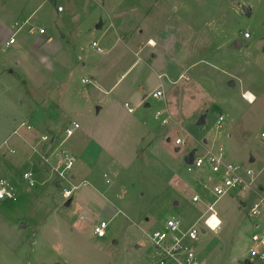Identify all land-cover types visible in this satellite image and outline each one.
I'll return each instance as SVG.
<instances>
[{
	"label": "rangeland",
	"instance_id": "obj_1",
	"mask_svg": "<svg viewBox=\"0 0 264 264\" xmlns=\"http://www.w3.org/2000/svg\"><path fill=\"white\" fill-rule=\"evenodd\" d=\"M149 2L0 0V41L18 29L16 22L29 21L17 34L18 46L0 49V59L9 56L15 70L1 77L0 111L19 125L22 102L31 99L19 79L44 86L43 112L32 114L30 127L46 134L49 111L58 105L68 112L59 120L55 114L50 132L63 133L73 120L81 125L64 143L78 154L71 173L83 169L72 184L90 175L94 182L81 185L66 206L69 182L30 149L20 172L42 177L37 173L36 188L17 184L18 202L4 206L0 235L16 254L0 245V264H155L149 235L171 217L189 226L216 200L211 188L218 177L207 164L189 172L186 158L219 147L228 163L253 170L257 181L218 200L221 226L205 228L195 250L201 264L250 259L255 234L264 230V0H157L146 7ZM101 22L103 29H96ZM236 40L241 47H234ZM156 90L162 98L151 96ZM220 115L222 129L216 126ZM178 138L185 145H177ZM196 194L199 203L192 200ZM102 221L108 227L99 238L94 228Z\"/></svg>",
	"mask_w": 264,
	"mask_h": 264
},
{
	"label": "built area",
	"instance_id": "obj_2",
	"mask_svg": "<svg viewBox=\"0 0 264 264\" xmlns=\"http://www.w3.org/2000/svg\"><path fill=\"white\" fill-rule=\"evenodd\" d=\"M58 11H63L62 7L58 8ZM27 21L23 23L16 22L17 31L21 30ZM40 34H45L44 29H39ZM16 43V34L10 38L7 45H12ZM92 47L98 53H103L104 50L99 46L98 42H93ZM85 83L90 82V80L85 79ZM164 92L162 90H156L152 93L154 99H160L163 97ZM125 106L130 112L133 108L130 104L126 103ZM162 116L161 112H157L155 118L159 120ZM224 117L219 116L216 126L218 129L223 127ZM164 124L167 121L163 122ZM81 128V125L77 121H70L68 126L64 129L63 133L47 132L41 136L42 149H37L36 151L42 158L45 164H48L52 170L58 174L61 181L69 182L71 172L75 166V157L64 148V143L67 139L71 138L77 130ZM264 138V133H262ZM177 145H185V142L178 138L176 140ZM46 148V149H45ZM58 153L60 155L59 162L53 163L51 161V154ZM210 167V171L215 174L218 179L215 181L211 192L216 197L213 203L208 204L206 212L198 219L195 223L190 226H185L182 220L177 217L169 218L162 229L154 231L149 235L150 243L154 249L153 258L155 259V264H200L197 252L196 244L199 241L201 232L206 233L204 230L207 228L211 231H216L221 224L212 225V219L217 215L215 206L218 200L229 194L231 191H242L246 192L253 189L257 177L254 176V171L251 169H244L241 165L235 163H228L225 158L224 148L219 147L216 151H208L207 155L196 156L191 165H187L189 172L196 169H202L205 165ZM37 173L34 170H28L20 175L18 183L23 184L28 189L36 188L38 186ZM88 183L84 181L79 185H70V187H65L63 189V196L65 199L71 200L76 190H78L81 185H87ZM206 187V185L204 184ZM0 200H17V191L15 186H13L7 179L0 178ZM193 202L199 203L202 201V197L198 194L193 196ZM259 213V206L257 205L253 209V215ZM108 223L102 221L94 228V233L99 238H104L106 236V229ZM258 241L259 238L255 237ZM248 264H264V252L259 251L256 247L251 250V257Z\"/></svg>",
	"mask_w": 264,
	"mask_h": 264
},
{
	"label": "crops",
	"instance_id": "obj_3",
	"mask_svg": "<svg viewBox=\"0 0 264 264\" xmlns=\"http://www.w3.org/2000/svg\"><path fill=\"white\" fill-rule=\"evenodd\" d=\"M176 1H177V3H180L179 1H181V0H176ZM153 2H154V4L157 5V0H150L149 4L145 5V6L151 7L152 5H154V4H152ZM2 9H3V6L0 7V14L2 12ZM3 20H4L3 17L0 16V32L2 31L3 28L5 29V25H4ZM102 23H103V26L101 29H103V27L105 26L104 22H102ZM28 25H29V21H27V24L24 27H26ZM101 29H98V30H101ZM135 30L137 31V26L135 27ZM19 31H17V30L15 32L10 31V33L4 39H2L0 41V49L4 48L5 50H11L15 46H18L20 41L18 40L17 34ZM38 33H39V31H38ZM15 34H16V43L12 44V45H7L10 38H12ZM122 34H126V32H122L120 34L119 39L122 38ZM40 35L45 36L46 33L40 34ZM49 41H50V39H44L42 41V43L46 44ZM150 42L153 43L152 45L156 44L155 41H153V40H151ZM9 61H10L9 56H5V57L0 59V80L2 79L1 77L4 76L5 71L8 74H15V70L12 68V64ZM17 65L19 66L20 64L17 63L16 66ZM60 65H61V63L59 64V66ZM19 80H20V82H19L20 86L24 85L25 87H27V92L31 93V99H29L30 102H28L26 100H24L25 102L24 101L22 102L23 105L25 103V106H24L25 111H26L25 116L20 119L21 122L18 125V124H16L18 122L17 118H14L12 115L11 116L8 115V113L4 112V110L0 111V135H7V136H4L5 137L4 139L0 138V174H2L1 176L4 179H7L13 186H15L16 191H17V200L16 201H14V200H0V221H2V223L4 221L2 219V213L4 211V206L6 204H12L13 202H18V200H19V196H20L19 194L20 193L17 189V184H19L18 180L20 177L19 175L21 174L20 170L24 167V164H25L24 162L27 163L31 160V155H29L28 151H30V149H31L35 154H38V152L36 150L37 149H39V150L43 149L42 143H41V137H40L42 135H39V133L37 132V130L34 127H30V126H32L31 125L32 122L30 121V119H32L31 117H32L33 113H36L39 111L43 112V107H44L45 101H46V98H45L46 88L43 86L42 89L41 88L36 89L28 81L25 82L26 81L25 79H19ZM84 80H83V82H84ZM22 81L24 82V84H22ZM34 93H36V95H34ZM37 93H39V95ZM42 95H43V97H42ZM144 99H146V96L143 97V100ZM57 107H58V112H56ZM53 108L55 111L50 110L49 111L50 113L48 115H46L47 118L43 121V125L47 129V132L52 131V129L54 130V128L52 126L55 125V120L53 121L52 119H54L55 114H56V116L58 115L57 120L62 119L66 116H69L68 112L63 111V109L60 106L57 105V106H54ZM62 111L64 112V114H62ZM128 111H129V109H128ZM134 112H135V109H133V111L130 113H134ZM42 115H44V114H42ZM16 133H17L16 137L18 139L13 141V135ZM205 143H207V142H205ZM98 146L100 147L101 151L108 154V151H106V149H104L102 145H98ZM20 148H24L25 151L23 153H21ZM68 151L75 157V160L77 162L78 159H77L76 155H78V154H76V152H74V150H73V152H71L70 150H68ZM18 153H21V156L18 159H14L16 156H19ZM50 157H51V161L54 164L59 162L60 155L58 153L51 154ZM112 159H113V157H112ZM113 160L115 162L117 161V160H115V158ZM76 162H75V165H76ZM117 164H119V163H117ZM44 165H45V163H44ZM46 165L48 166V168H50V166L48 164H46ZM50 169H52V168H50ZM82 172H83V169H81V167L79 166V168L76 170V173H71L72 179H70V185H74V184H72L73 183L72 180H76L77 177L80 176L79 174L82 175ZM39 174H40V178H41L42 177L41 172H39ZM2 177H0V178H2ZM82 179L88 181L89 183H91V182L94 183L93 177L91 178V175L89 178L83 177ZM116 180L118 181V178ZM60 182H58L60 184V186H58V183H57L58 187H62L61 186L62 183H60ZM116 183H118V182H116ZM72 199H71V204H72ZM244 205H246V203H244ZM198 219H200V218H198ZM196 221H193L190 225H192ZM97 225L98 224H96V226ZM255 237H258L259 240L258 241L255 240L256 244H254L253 248L256 247L259 251L264 252V230H262V232L260 234H255ZM0 245L6 249L10 248L9 249L10 252H12V254H16V251L13 250V248H11V246L8 245L7 242H5L2 235H0ZM199 261H200V259H199ZM249 261L250 260L247 259L246 264H248Z\"/></svg>",
	"mask_w": 264,
	"mask_h": 264
},
{
	"label": "water",
	"instance_id": "obj_4",
	"mask_svg": "<svg viewBox=\"0 0 264 264\" xmlns=\"http://www.w3.org/2000/svg\"><path fill=\"white\" fill-rule=\"evenodd\" d=\"M244 10L246 11L247 15L250 14V9L249 8H244ZM103 26V23L101 22L100 24L97 25V29H101ZM242 46V43L240 41H236L234 43V47H241ZM199 125H204L205 124V117H202L200 119V121L198 122ZM205 142H207V140H205ZM194 157H195V154L192 153L191 155H189L187 158H186V164L187 165H191L194 161ZM254 158L251 159L252 162H254ZM58 186H60V184L58 183ZM71 204V200H68L67 203L65 204L66 206H70Z\"/></svg>",
	"mask_w": 264,
	"mask_h": 264
},
{
	"label": "bare ground",
	"instance_id": "obj_5",
	"mask_svg": "<svg viewBox=\"0 0 264 264\" xmlns=\"http://www.w3.org/2000/svg\"><path fill=\"white\" fill-rule=\"evenodd\" d=\"M151 44H153V43H151ZM248 97H251V95H249ZM212 225H217L218 223H220L221 224V221H220V219L217 217V215H215L214 216V218L212 219Z\"/></svg>",
	"mask_w": 264,
	"mask_h": 264
}]
</instances>
